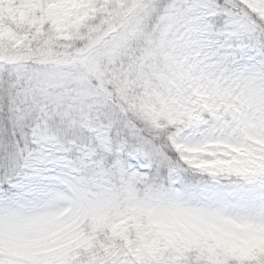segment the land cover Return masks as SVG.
<instances>
[{
  "label": "snow or ice",
  "instance_id": "obj_1",
  "mask_svg": "<svg viewBox=\"0 0 264 264\" xmlns=\"http://www.w3.org/2000/svg\"><path fill=\"white\" fill-rule=\"evenodd\" d=\"M0 264H264V0H0Z\"/></svg>",
  "mask_w": 264,
  "mask_h": 264
}]
</instances>
